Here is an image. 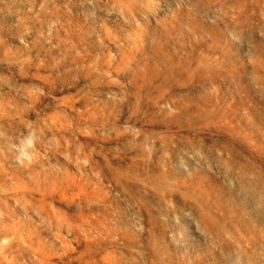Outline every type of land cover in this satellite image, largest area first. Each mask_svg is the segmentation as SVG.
<instances>
[{"label": "bare ground", "instance_id": "obj_1", "mask_svg": "<svg viewBox=\"0 0 264 264\" xmlns=\"http://www.w3.org/2000/svg\"><path fill=\"white\" fill-rule=\"evenodd\" d=\"M22 1H24V0H22ZM62 1H64V0H62ZM67 1L65 0L64 1L65 3L64 2L63 3L61 2V3L67 4L68 3ZM108 1L110 2L111 0H71V1H69V2H73L74 4H75V2L78 3L77 4L78 8L76 7L77 8L76 10L78 11V9H79L80 12L78 11L79 12L78 14H80V15L77 14V11L73 10V8H72V5H74L73 3H70L72 5H70L68 3V6L70 5V7L67 6V9L72 8V9H70V12H71V10H73L74 11L73 13L77 14L76 18H75V22H85L87 20L88 25L89 24L90 25L95 24V27H96V24L100 25V28H99L100 31H99L98 36L92 35V33L90 32V27L84 28L83 30H80L79 34L77 36L75 34V46H74L75 48L72 46V44H70L71 42L68 39H66V37H65V39H66L65 41L68 40V42H70L69 44H70V46H72L73 50L76 49L79 52V55L82 56V58L83 57L87 58L89 55H91L92 51H98V55L96 53V55H97L96 60L98 59V61L95 60L96 64L93 65L96 68L95 72H98V74H96V76L98 77V75H100V77H102V78H100V77H98V78H100V79L107 78L108 81H111V79L118 77L119 74H121L122 77L128 78L129 80L132 78V82H130V83H133L132 90H134L135 93H137L139 95L142 91H145V92L147 91V93H148V91L149 92L153 91L156 88L157 82L160 81L159 78L161 76L166 75V76H169L171 78L172 83L170 84V86H168V88H165L164 86H162V89L165 88V90L167 91V94H169L170 96L178 95L179 93H181L182 90H187L190 87L191 83L193 86V84L196 83L194 81H197L199 79L201 80L204 78H206V79L211 78V80H214L215 78H217V72L220 69V67L222 66L221 65L222 63L228 64V65H233V67L235 65L237 67L236 76H237L238 80L236 82V80L234 79V81L236 82V83L234 82V85L232 84L233 82L232 83L229 82L230 85L232 84L233 86H230V87L224 86L225 88L220 87L219 84H224V82L222 83V80L224 79L225 75H227V73H228V72L227 73L225 72L226 74H224L223 79L222 78L219 79L221 83H219L217 85L216 81H215L216 87L214 88V91L210 90L211 93L213 92L212 94L208 93L209 91L207 92V90L205 89L206 92L208 94H210V96L207 97L205 94H203V93H205L204 90L203 91L200 90L201 92H203V93H201L198 89V91H195L192 93V97H191L194 102H198V104L201 105L202 107L203 106L206 107V110L204 108L199 109L198 116L204 115V116H207L208 119L214 118V119H218V120L220 118H222V119H224V124L226 123V125H227V129L225 128V126L223 127V125L221 127H219L216 124L208 125L207 122H206L207 124H205V125H203L204 123L203 124L198 123L199 121L197 123H195L197 120L195 122L194 121L193 122L187 121V125H188L187 130L193 135L192 141L191 140L189 141V139H187L186 142H184V141L182 142V140H184V139H181V142L177 141L175 143V140H174L175 136H174V138H172L174 140V142H173V140L167 141L166 143L161 142V141H160V143H157L156 141H154V139L155 140H158V139L163 140L164 138L160 139L162 137V135L159 138L156 136L158 139L154 138L153 140H150L149 142L145 139H144L145 142H143L144 141L143 137L141 140L137 139L136 140L137 143H139L140 145H144V147L147 146V148L145 147V151H147V149L149 148L150 152L149 151H148V153L144 152L145 154H147L146 156L142 155L143 152H138L139 154L141 153L140 156L137 154V152L136 153L131 152V150L135 147L134 146L135 144L133 143L134 144L133 145L131 143L133 141V139H132V141L130 139H127L128 141H131L130 143L132 144V147L134 146L132 149L129 150L130 153L123 155V156L120 154L121 157H119V156L117 157L116 154H114L116 157L115 156L112 157L113 156L112 155L110 160L105 158L104 155H103V157L105 159L101 156V154L98 155L99 157L101 156V158L104 159L103 160L104 164H103V167L102 166H99V167L96 166V168H98L97 172H95L97 169L94 167L97 162L95 161L96 162L95 163L94 160L93 161L91 160L92 159L91 153L93 152V154H94V151H92L91 153L90 152L88 153V151L86 152V156L88 153L87 159H86V156L81 157V155H80L84 151L80 154H78L79 151L77 152V154L81 158L86 159L85 161H88V157L90 154L89 159L91 158L90 159L91 162H93L95 164L93 166L90 164L91 167L89 165V167H90L89 169L85 168L84 165H83L84 166L83 168H85V171L88 170V172L94 170L95 173L92 172V176L95 174L97 176V178L101 177L100 180L102 179L101 180L102 184L101 183L100 184L103 186V187L101 186L102 187L101 192L105 195H110V194L113 195V197L115 199V202L113 204L116 203L115 205H116V210H117V212H115V213L119 214L118 215L119 218H117L118 224H119V225L117 224L118 225V227H117L118 231H114V232L111 231L110 232V230L108 229L110 233L108 232L109 234L107 236L106 242L103 244L98 243L99 245L95 248V250H94L95 252H93V253L90 252L88 255L91 258V257H93V255H96L97 252L99 251L102 255H104V257H101L102 259L100 261L102 264H264V137H263V134L261 135L259 133L260 129L264 131V0H211V1L210 0H175L176 2L178 1V3L175 5H172V4L170 5L169 0H112L110 3L112 4V2L113 3L115 2L114 3L115 8H116V4H117L118 9L117 8L116 9H117V11L119 10L120 13L116 12V9H114L113 4L112 5L110 4V5L113 8L114 13L111 12L112 10L109 12L108 11L109 3H107ZM30 2H32V1H30ZM54 2H55V5L57 6L58 1L54 0ZM172 2H173V0H172ZM2 3H3V1H2ZM51 3H53V0ZM45 4H46V2H45ZM173 4H174V2H173ZM110 5H109V7H110ZM3 6H4V4H3ZM20 6H22V5L20 4ZM40 6L42 8L43 5L41 4ZM4 8H6V7L4 6ZM24 8H23V10H24ZM64 8H65V5H64ZM67 9H65V10L67 11ZM36 10L35 11L38 12V9H36ZM48 10H50V9L48 8ZM66 11H65V13H66ZM0 13H2V11ZM40 13H42V12H40ZM51 14H49V15H51ZM122 14L128 18V22L124 21L126 19L124 17H122L123 16ZM33 15H34V13H33ZM67 18H69V16ZM48 19L50 20V16ZM57 20H58V17H57ZM31 24H32V22H31ZM22 26H20V27H22ZM55 26H56V24H55ZM61 26H62V24H61ZM63 26H64V24H63ZM44 27H45V25H44ZM122 27L127 30L126 32L129 33V35L122 31V29H121ZM53 28H54V25H53ZM78 28H79V26H78ZM17 30H19V29H17ZM35 30H38V29H35ZM55 30H58V29H55ZM76 30H77V28H76ZM21 31H22V29H21ZM52 32H54V31L52 30ZM62 32H63V29H62ZM65 32H67V31L65 30ZM22 33H24V32H22ZM70 33H71V31H70ZM57 34L59 35V33H57ZM67 34L68 33H66V35ZM60 36H62V35H60ZM49 37H51V36H49ZM57 38H59V37H57ZM67 38H68V36H67ZM52 39H53V37H52ZM63 39H62V41H63ZM46 42H47L46 44H48V41H46ZM57 42H58V40H57ZM59 43L61 44V41H59ZM49 44H51V42ZM60 44H59V46H60ZM62 45L64 47V42L62 43ZM33 48H32V50H33ZM43 48H44V46H43ZM60 48H61V46H60ZM66 48H64V51ZM69 49L71 50V48H69ZM69 49H68V51H70ZM35 51H36V49H35ZM61 52H63L62 49H61ZM65 53H66V51H65ZM21 55H22V52H21ZM63 55H64V53H63ZM77 55H78V53H77ZM88 58H90V56ZM77 60H79V59L77 58ZM60 61L62 62V60H60ZM92 61H93V57H92ZM157 61L164 63V64H168V66L163 67V70H159V69H157L158 68L157 67L158 66ZM76 63L78 64V61ZM82 63H83V61H82ZM93 63H95V62L93 61ZM24 64H26V63H24ZM56 64L53 65V68H55V70H56V67H54V66ZM155 64H157V65H155ZM72 65H73V63H72ZM81 66L83 67V65H81ZM91 66H92V64H91ZM224 66H223V69L228 68V67L224 68ZM35 67L37 68V66H35ZM78 67H80V66H78ZM143 67L146 68L148 75L146 73V75H147V76L145 75L146 78L140 79L139 77H141V75L143 76V74H144V71L142 72L143 69H141ZM229 70H230V68H229ZM24 71H26V70H24ZM140 71L142 72L141 75H140V73H141ZM55 72L57 73V71H55ZM67 72H70V71L68 70ZM223 72L221 71V73H223ZM25 73H27V72H25ZM53 75L55 76L54 73H53ZM218 75H219V73H218ZM50 77H51V75H50ZM228 77H226V78H228ZM162 78H164V77H162ZM41 79H42L43 83L40 82ZM41 79H39L40 81L37 80L36 82L39 81L42 84L39 83L40 85L37 86L38 88H35V87L34 88L38 89L40 91V93H43L46 91V89L52 83L50 81L47 82L46 81L47 79L46 80L45 79L43 80V78H41ZM206 79H205V81H206ZM35 80H36V78H35ZM112 81H114V80H112ZM115 81H117V80L115 79ZM126 81L127 80L125 79V82ZM231 81H233V80L231 79ZM57 82H58V80H57ZM210 82H212V81H210ZM210 82H208V81L206 82L208 84V86H209ZM226 82H227V79H226ZM160 85H162V84H160ZM194 87L197 88L198 85L194 86ZM201 87H202V85H201ZM204 87H206V86L204 85ZM211 87H209V88H211ZM157 88L159 89V87H157ZM122 89H123V87L121 88V92H122ZM192 89H193V87H192ZM202 89H204V88H202ZM115 90L118 91V89H115ZM165 90H164V92H165ZM35 91L36 92L34 94L37 93V90H35ZM111 91L112 92H110V96L114 93L113 90H111ZM119 91H120V89H119ZM164 92H163V94H164ZM130 93L134 94V92H130ZM156 93L158 94V92H156ZM34 94L30 95L29 93H27L28 96H24V99H25V97L27 98V100L29 99V103H28L29 107H30V105L32 107V105L36 104V102H35L36 97L34 96ZM49 94H50V92H49ZM119 94H120V92H119ZM121 94H123V92ZM150 94H146V95L149 96ZM184 94H182L180 96H183ZM21 95H23V94H21ZM24 95H25V92H24ZM116 95H118V92H116V94L114 95L115 98H118L119 96H116ZM144 95H145V93H144ZM148 96H146L144 98L147 99ZM151 96H153V95H151ZM151 96H150V98L152 99ZM154 96H155V94H154ZM20 97H22V96H20ZM111 97H113V96H111ZM136 97H134V98H136ZM168 97L169 96H167V98ZM155 98H154V101H157L158 98H156V100H155ZM160 98L161 97H159V99ZM122 99H123V97H122ZM137 99H138V97H137ZM137 99H135V100H137ZM146 99H144V100H146ZM188 99H189V97H188ZM226 99H228L230 102L231 101L233 102V104L231 103L232 109H233V107L235 109L239 107V108L243 109V111H245L246 114L242 115V116L236 115V111H238L237 109H236V111L233 110L234 112H229L228 111L229 109H228L227 112H224L221 115L219 114L220 116L218 115L219 111H216L218 113L215 114L214 110L217 108V104L219 103V101L225 102V101H227ZM69 100H70V98H68V101ZM166 100H169V99H166ZM171 100H173V99L171 98ZM171 100H169V101H171ZM107 101L108 102L111 101V103H113V100H106V102ZM117 101H119V100H117ZM1 102L3 103V101H1ZM21 102L23 103V101H21ZM125 102H126V100H125ZM17 103H18V101H17ZM61 103H62L61 106H63L64 109H66L69 106V103H68L67 107L63 105L64 104L63 101ZM97 103L99 104L100 102H97ZM97 103H95V104H97ZM181 103L182 102H179V104H181ZM188 103H190V102H188ZM25 104H27V103L25 102ZM136 104H138V103H136V101H135L134 105H136ZM153 104H155V103H153ZM59 105H58V107H59ZM166 105H169V104L166 103ZM173 105H174V103H173ZM183 105H185V104H183ZM88 106H86L87 110H88ZM169 106H171V105H169ZM169 106H165L164 108L167 107L166 109L169 111V108H171ZM70 107L72 110L75 108L73 105ZM72 107H74V108H72ZM186 107H188V106H186ZM84 108H85V106H84ZM135 108H136V106L132 109H135ZM16 109H13V110H16ZM22 109H23V111L25 110L24 105H22ZM177 109H179V108L175 107L174 110H177ZM185 109H187V108H185ZM72 110L70 111V109H68L67 112L69 111L71 113ZM139 110H140V107H139ZM159 110H161V109H159ZM61 111H62V108H61ZM187 111H188V109H187ZM76 112H77V110H76ZM84 112H85V110H84ZM84 112H83V114H84ZM133 112H134V110H133ZM135 112H136V110H135ZM185 112H186V110H185ZM88 113L86 111V114H88ZM159 113H160L159 114L160 116L163 115V114H161L160 111H159ZM176 113L177 112L175 111L174 114H176ZM74 114H75V112H74ZM86 114H85V116H86ZM103 114H104V112H103ZM169 114H171V113H169ZM0 115L2 116V114H0ZM92 115H93V113H92ZM181 115H182V113H181ZM181 115L179 114L180 117H181ZM187 115H189V114H187ZM192 115L194 116V113ZM73 116H75V115H73ZM81 116H80V118H78V117H76V118L81 119V121H82L83 119L81 118ZM112 116L113 115L111 114V117ZM115 116H116V114H115ZM176 116H177V114H176ZM183 116L180 118V120H178V121H180L179 123L184 122L181 120L184 118ZM102 117H103V115H102ZM108 117H109V115H108ZM162 117H164V116H162ZM52 118H54V117H52ZM168 118H172V115H171V117H169V115H168ZM200 118L199 119L197 118V119L200 120ZM22 119L19 120L18 122H19V125L21 124L23 126L24 122L26 123V121L24 119H23L24 120L23 121ZM57 119L59 121V117ZM60 119H61V117H60ZM71 119L73 120V118H71ZM74 119H75V117H74ZM91 119H93V117ZM41 120H43V122L45 123L44 119H41ZM67 120H68V118H67ZM67 120H65V123H67L66 122ZM88 120L89 119H87V121ZM163 120H165V117ZM171 120H173V119H171ZM171 120H169V121H171ZM176 120H177V118L175 119V121ZM183 120L186 121L185 118ZM193 120H194V117H193ZM21 121H23V122H21ZM46 121H48V120H46ZM51 121L54 122V120H52V119H51ZM99 121H100V118H99ZM101 121H102V119H101ZM178 121L175 123L177 124ZM92 122L94 123V120ZM188 122H189V124H188ZM216 122L218 124L217 120H216ZM74 123H75V121H74ZM82 123H84V122L82 121ZM111 123L113 124V122H111ZM155 123H156V120H155ZM162 123H163V121H162ZM175 123L172 122V124H175ZM2 124L4 126L5 123L3 122ZM26 124L24 125V126H26L25 128L23 126L24 130L26 128L30 127V126H27ZM49 124H51V123L49 122ZM57 124L55 125V122H54L55 127L57 126ZM60 124H62V123L60 122ZM70 124H71V122H70ZM89 124L90 123L88 122V125ZM97 124H98L97 122H96V124H94L96 126V128L101 125V123L98 126H97ZM105 124L107 126V123H105ZM125 124H127V123H125ZM184 124H185V122H184ZM28 125H30V124H28ZM40 125H42L41 122H40ZM150 125H151V123H150ZM167 125H169V124H167ZM3 126L0 124V132H1V135L2 134L6 135V130H5L6 128H4ZM18 126H15V127H18ZM50 126L53 127L52 124ZM83 126L87 127L86 125H83ZM108 126H109V124H108ZM179 126H177V128H179ZM181 126H182V124H181ZM181 126H180V128H181ZM42 127L40 126V128L38 127L37 129H40L42 133L45 131H48V130H44V131L42 130L45 127L47 129V126H45L43 128ZM114 127H116V126H114ZM123 127L125 128V126H123ZM123 127L120 126V129L121 128L123 129ZM145 127H147V126H145ZM162 127H165V125L164 126L162 125ZM175 127H176V125H175ZM31 128H28V129H31ZM130 128L132 130L131 126H130ZM184 128H185V126H184ZM224 128L226 130H224ZM28 129H26V130H28ZM92 129L93 128H91L90 130L94 134V130L92 131ZM107 129L108 128H106V130L102 129V131L105 132V131H107ZM110 129H112V128H110ZM152 129H153V126H152ZM7 130L12 131V128H8ZM40 130H38V131H40ZM77 130H79V128ZM77 130L76 131L74 130V132L76 133ZM83 130L86 131V129H84V128H83ZM123 130L128 131L125 129H123ZM138 130L139 129L136 128V132ZM168 130H171V128H168ZM182 130H183V128H182ZM9 131L7 133H9ZM15 131L16 130H14L13 132H15ZM29 131L32 132L31 134H33L31 136L35 135L33 130L32 131L29 130ZM79 131L81 132L82 129H80ZM84 131L82 132V135L79 134L78 132L76 134L83 136V133H85ZM109 131L112 132V130H109ZM113 131L117 132L118 130L117 131L113 130ZM133 131H135V130H133ZM13 132H11V133H13ZM27 132L28 131H26V133ZM41 132H40V134H41ZM74 132H71V137H72V133H74ZM95 132H98V131H95ZM108 132H106V133H108ZM136 132H134L135 135H136ZM138 132H140V130ZM138 132H137V134H138ZM144 132L142 131L141 136H143ZM149 132H151V131H149ZM17 133H19V132H17ZM75 133H74V135H75ZM106 133H104V136ZM130 133H131V131H130ZM134 133L132 132V136ZM27 134H29V133H27ZM43 134H45V133H43ZM69 134L70 133H68V135ZM86 134H87V131H86ZM101 134H102V132H101ZM168 134H171V133H168ZM41 135L39 137H41ZM94 135H96V134H94ZM108 135H109V133H108ZM150 135H152V134H150ZM183 135H185V134H183ZM81 136H79V137L81 138ZM97 136H98V134H97ZM101 136H103V134ZM124 136H123V138H124ZM185 136H187V135H185ZM5 137L2 138V140L3 141L7 140V142H9L8 138L5 139ZM47 137H46V139H47ZM85 137H88V136H85ZM89 137H90L89 139H91L90 135H89ZM133 137H131V138H133ZM136 137H134V139ZM169 137H172V136L169 135ZM41 138H43V137H41ZM44 138H45V136H44ZM57 138H58V136H57ZM107 138L109 140H111L110 139L111 137H107ZM107 138H105V139L107 140ZM166 138H167V136H166ZM176 138H178V137H176ZM180 138H178V139H180ZM66 139H64V140H66ZM82 139L83 138H81V140ZM168 139H171V138H168ZM53 140H50V141H53ZM95 140L96 139H94V141ZM109 140H108V142H109ZM113 140H114V138H113ZM164 140L166 141V139H164ZM11 141L12 140H10V142ZM66 141H68V140H66ZM98 141H99V138H98ZM7 142H6V144H7ZM10 142L8 144H10ZM53 142L55 143V145L58 144V146L59 145L61 146L60 143H57V139ZM70 142L71 141H69V144H70ZM78 142H80V140ZM102 142H104V141H102ZM111 142H112V140H111ZM127 144H129V142ZM161 144H162V146H163V144H165L164 147L171 146L172 150H173V148H175L176 150L179 149V151L177 150V152H173V151L171 152V151L164 150V152H163L162 149L161 150L158 149L159 146L161 147ZM3 145H4V143H3ZM3 145H1V146L3 147ZM72 145H74L73 141H72ZM75 145L77 147V144H75ZM78 145H80V143ZM88 146H90V145H88ZM92 146H91V148H92ZM6 147L7 146L5 145V148ZM78 147H79V149H81L80 146H78ZM114 147H116V145L113 146V149L116 150L117 148H114ZM139 147H141V146H139ZM164 147H163V149H164ZM57 148H60V147H57ZM91 148L87 147V149H90V151H91ZM94 148H95V146H94ZM94 148H93V150H94ZM199 148H200V150H199ZM221 148H223L224 150L222 151ZM6 149H8V148H6ZM96 149L97 148H95V150ZM102 149H103V147H102ZM124 149H125V147H124ZM140 149H138V150H140ZM157 149L160 151L158 152ZM167 149L169 150V148H167ZM175 149H174V151H175ZM219 149H221L222 152L219 151ZM225 149H227V151ZM234 149H237L238 151L233 152L232 150H234ZM228 150H230V151H228ZM20 151L19 152L17 151L19 153V155H22L24 153H26V154L28 153V152H24V151H23L24 153H22V150H20ZM57 151H59V150L57 149ZM81 151L82 150H80V152ZM109 151L112 152V150H109ZM119 151H120V149H119ZM224 151H226V152H224ZM17 152H16V155H17ZM32 152L36 153L35 150H33ZM126 152H128V151H126ZM178 152H181V153H178ZM33 153H29V154H32V155H30V158H32L33 156L37 158V156L33 155ZM38 153H36V155H38ZM68 153H64V156ZM97 153H100V152H97ZM107 153H108V151H107ZM114 153H116V151ZM26 154H24V155H26ZM70 154H72V151ZM70 154L68 155V157L69 156L70 157L76 156L75 155L76 153L74 154L75 156L70 155ZM84 154H85V152H84ZM117 154H118V152H117ZM27 155L22 156V157H24L23 159H25V160L27 159V162H28V158H26ZM77 156L75 157L74 160L72 158L68 161L69 162L71 161L72 163H73V161L76 162V158H78ZM98 156H97V158H98ZM105 156H108V155H105ZM18 157L20 158V156H18ZM19 158L18 159H17V157L15 158L17 160L16 163L17 162L19 163ZM40 158L42 160L43 157H40ZM23 159L22 160L20 159V161L22 162ZM38 159H39V157H38ZM95 159H96V157H95ZM25 160H24V162H26ZM80 160H78V161H80ZM36 161L39 162V164H40V161H38V160H36ZM68 161H66L67 164H68ZM85 161H80V162H83V164H84ZM24 162L21 164L24 165ZM46 162H47V160H46ZM55 162L57 163L58 160H56ZM42 163L43 162H41V164ZM59 163H58V166L62 164L61 162H59ZM72 163H71V165H72ZM89 163H86V164L88 165ZM44 164H42V166ZM37 165H38V163H37ZM68 165L70 166V164H68ZM97 165H98V163H97ZM0 166H2V165H0ZM15 166H16V164H15ZM19 166H21V165H19ZM19 166H18V168H21ZM35 166H36V162H35ZM3 167H4V165H3ZM9 167H10V165H9ZM36 167H39V166H36ZM45 167H44V169H46ZM51 167L52 166H50V169L53 170V168H51ZM62 167H63V164H62L61 168ZM92 167L95 169H91ZM64 168H65V166H64ZM76 168H77V166H76ZM1 169H3V168H1ZM23 169H25V167ZM35 169H34L35 173H33V174H36V171H38V169L37 170H35ZM79 169H80V167H79ZM7 170L8 169L6 168V171ZM66 170L64 171V169H63L64 172H62V169H61V171L60 170L59 171L62 173H60V172H57V173H60L61 175L63 174L64 178L67 181V179H68L67 175L65 176ZM80 170H83V169H80ZM79 172L80 171H78V174H79ZM84 172H83V174H84ZM11 173H12V171H11ZM23 173H24V170H23ZM13 174H15V173L13 172ZM38 174H40V172ZM54 174H55V172H54ZM76 174H77V172H76ZM89 174H91V173H88L87 175H89ZM97 174H99V175H97ZM33 176H35V175H33ZM52 176H56V174L52 175ZM58 176H60V175H58ZM89 176H91V175H89ZM96 176H93V178H95ZM22 177H23V175H22ZM73 177H75V176H72V178ZM79 177H80V174L78 176V179H79ZM20 178L21 177H19V179ZM59 178H56V179L61 180V181L64 180V178L63 179L62 178L59 179ZM97 178H95V180ZM25 179H26V176H25ZM31 179H33V178H31ZM40 179L41 178L38 177V180H40ZM85 179L87 181L88 178H84V182H85ZM80 180L81 179H79V181ZM95 180H93V181H95ZM50 182H52V181H50ZM68 182H69V179L67 182H64V183H68ZM95 183L97 184L98 181ZM19 184H18V186H19ZM52 184L50 183L51 187H52ZM70 184L71 183L69 182V185ZM77 184H78V182H77ZM89 184H91V183L89 182ZM61 185H64V184L62 183ZM104 185L107 186V189H109V190H106L105 189L106 187L104 188ZM24 186L26 188L30 187V186L27 187V184ZM40 186H42V184ZM72 186H74V184ZM15 187H17V186L15 185ZM55 187L57 189L56 185H55ZM58 187L60 189V186H58ZM80 187H81V185H80ZM62 188H64V186ZM71 188H73V187H71ZM76 188H79V187H76ZM30 189L31 188H29L28 190H30ZM53 189L54 188H52V192H55V193L57 192L56 194H58L56 198H58V196L62 197L61 195H59L61 190L53 191ZM66 189L64 188V190L63 189L62 190L66 192ZM76 190H77L76 192L78 193L79 190L78 189H76ZM33 191H34V189L30 190V192H33ZM41 191H43V193H41V195L39 194L40 199L42 197L45 198L43 196L45 191L44 190H41ZM47 191L49 192L50 190L47 189ZM97 191H99V188ZM15 192H17V191L15 190ZM19 192L16 193L15 196H17V194H19ZM25 192L29 193L28 191H25ZM52 192H50L51 195L54 194ZM68 192H69L68 195L70 197L68 195L65 196L64 192H63V195L65 196V197L63 196V199L64 198H66V199L68 198L67 200H69V198L72 199L73 196L71 197L70 190ZM74 192L75 191H73L72 193H74ZM24 193H22V194H24ZM47 193H45V194L48 197L50 193H48V195H47ZM86 193L87 192H85V196H86ZM79 194H81V193L79 192L77 195L76 194L75 195L78 196ZM91 194H93V193H91ZM29 195L30 194H28L26 196H28V198H29L30 197ZM34 195H35V193H34ZM95 196H97V195H95ZM60 197L58 199H61ZM104 197L106 199V196H104ZM21 198L19 197L18 199H13V203H15L14 200H17V202H19L18 201L19 199H20V202H22L23 199H21ZM107 198H109V197H107ZM25 199L26 198H24V200ZM49 199H51L50 196H49L47 202H49ZM66 199H65V201H66ZM73 199L76 200L79 198L73 197ZM32 200H34V198ZM35 200H36V198H35ZM41 200H40V204L42 206L40 204H38V205L40 207H42V210H43V208L45 209V207H44L45 205L41 203ZM54 200L56 201V199H54ZM88 200H89V197H88ZM154 200L163 201V204L166 203L169 205L167 207L170 208L169 211H172L171 214L173 217V218H171L172 222H173V225H171V228H169V226H167L169 224L163 223L164 220H166L167 217H169V215L167 216V214H166V212H168L166 209L167 207L165 208L166 205L165 206L164 205L159 206L161 208L164 207L166 217L162 212L161 213L159 212L160 210L158 212H156L157 211L155 209L156 206L153 207V211L151 210L152 209L151 206H153L152 202ZM65 201H62V202L64 203ZM80 201H83V199ZM98 201H101V200H97V202ZM110 201H112V200H110ZM52 202H54V201L52 200L51 203ZM76 202L78 205V200L75 201V204H74V202H73V204H70V202H69V205H74V208L77 207V208H75V211L77 212V210H78V213H79L80 211H79L78 207H82V206H77ZM102 202L103 201H101V203ZM49 203L46 205L48 206ZM65 203L63 205H65ZM83 203L84 202H82L81 204H83ZM98 203H100V202H98ZM98 203L95 202L94 207ZM106 203L110 204V202H106ZM25 204L27 205V203H25ZM88 204H86V205H88ZM92 204L93 203H91V205ZM123 204H125V207L126 206L128 207L127 210H130L131 211L130 213H134V214L136 213L140 217V218H138V221H134L135 227L137 228L134 231L131 230L132 225L128 221H126V219L124 218L125 213H123L124 209H122ZM11 205H12V203H11ZM14 205H13V207H14ZM28 205L30 206V208H32V210H34V207H36L34 205H37V204L35 203V201H33V202H30ZM115 205H114V208H115ZM155 205H157V204H155ZM158 205H160V204L158 203ZM9 206H10V204H9ZM39 206H37L36 208L38 209ZM68 206H66V207H68ZM103 206H104V203H103ZM21 207H20V209L24 210V208L26 206L23 205V208H21ZM48 207H50L49 209L51 211L50 210L47 211L46 209H48V208H46L45 211H43V216H42V214H40V213H42V211L41 212L39 211L41 208H39L37 211H34L36 213L39 211L40 217L37 216L38 213L35 216V213L32 211L34 213L33 216H35V218L36 217L40 218L38 222H40V220L42 219L41 217H43V219H44L45 218V216H44L45 212H49V211L54 212V214L50 213V212L49 213H50V215L53 216V217L51 216L52 218H55L54 215L57 214L55 212V211H57V208H53L54 205L51 206V204ZM83 207H85V205ZM107 207H109V205ZM27 208H29V207H27ZM109 208H111V207H109ZM6 209H8V208H6ZM87 209H86V211H87ZM96 209H99V208L97 207ZM101 209H102V207H101ZM103 209L105 210V213H106L107 209H105V207ZM52 210H54V211H52ZM116 210H114V211H116ZM6 211H9V210H6ZM6 211H5V213L7 215ZM89 211H87V213ZM76 212H75V214H76ZM99 212H101V210H99ZM99 212H97V213H99ZM124 212H125V210H124ZM153 212H156L157 214L160 213L161 216L163 214L164 218H166V219L162 218L163 219V222H162L160 219L161 218L160 215L158 214L159 215L158 216L159 218H158L157 214L155 213L156 214L155 215ZM19 213H22V215H24V217L22 219L25 218V220H26V217L29 216V215H27L28 212H27V214H25L24 211L21 212V210H20ZM33 213H31V215ZM59 213H62V212H59ZM102 213H103V211H102ZM115 213L113 212V214H115ZM130 213H128V214L130 215ZM89 214H90V212H89ZM101 214L99 216H97V214H96L95 217L97 216L96 217L97 219H98V217L100 218V216L103 218V216ZM113 214L111 213L108 216L112 215V217H113ZM50 215L47 213L46 214L47 218ZM92 215L93 214L91 212V217H92ZM11 216L13 218H15L14 213ZM29 217H27V220L29 219ZM73 217H75V216L73 215ZM80 217L82 218V215ZM87 217H88V219H90V221H88L87 219L84 218L86 220V223L85 222L81 223L82 222L81 218H80V220L79 219L78 220L81 221L80 223L82 226H84L85 224H88L87 226H89L90 229L92 230L91 219H93V222H94L96 220V218L94 220V218L93 217L91 218L90 215ZM104 217H105V215H104ZM114 217H115V215H114ZM70 218H72V217H70ZM76 218H77V216H76ZM56 219H57V217H56ZM103 219L104 220H102V221L104 222V224H107V223H105L106 219L105 218H103ZM171 219H169V220H171ZM85 220H83V221H85ZM98 220L100 221V219H98ZM98 220H96L95 222L98 223L99 222ZM115 220H116V218H115ZM115 220H114V223L117 222V221L115 222ZM136 220H137V218H136ZM30 221H31V219H30ZM44 221H47V220L44 219L43 222ZM76 221H77V219H76ZM109 221H111V219ZM95 222L93 223V225L95 224ZM103 222H102V224H103ZM169 222H171V221H169ZM48 223H49V221H48ZM59 223H57V225ZM63 223H65V222H63ZM76 223L77 222H75V224ZM100 223H101V221H100ZM100 223H98V224H100ZM108 223H110V222H108ZM114 223H113V225H114ZM26 224H27V222H26ZM41 224H43V223H41ZM98 224L95 225L94 230H95V228H97L99 226ZM104 224H103L102 228L104 227ZM110 224H112V223H110ZM59 226H60V224L57 226L58 228L54 227V229H56L54 231H58L59 228L62 230L63 226L62 227H59ZM78 226H79V223H78ZM78 226L76 225L77 228H75V230L74 229L73 230L79 231L80 227L82 228V226H80L79 229H78ZM100 226L98 228H101ZM114 226H116V225H114ZM114 226L112 228L113 230H114ZM83 228H85V227H83ZM83 228H82V230H83ZM88 228H86V229L88 230ZM90 229H89V231H91ZM106 229L107 228H105V230ZM61 230H59V232H57V234L60 233ZM82 230H80V231H82ZM65 231L67 232V235H68L69 230L67 231L65 229ZM71 231L72 230L70 229V233H71ZM80 231H79V233H80ZM86 231H85V233H86ZM97 231L102 232V230H100V229ZM70 233H69V236L71 235ZM81 233H83V231ZM92 233H94V232H92ZM92 233H90V234H92ZM53 234L54 233L52 232V235ZM58 235H53V236L56 237ZM67 235H66V237H67ZM75 235L77 236L76 232H75ZM84 235H86V234H84ZM96 235H98V233ZM91 237H92V235H91ZM49 238H50V236H49ZM52 238L54 240V237H52ZM78 238H79V236L77 237V240H78ZM90 238H89V240H90ZM95 238L98 239L99 237L98 238L95 237ZM8 239L6 241H8ZM86 239H84V241ZM95 240L91 239L89 241V243H91V241H95ZM65 241H67V240H65ZM84 241H81L82 246L85 243ZM14 242H15V240H14ZM55 242H57V241H55ZM35 243H37V242H35ZM61 245L65 246V244H63V243H60V246ZM89 245L91 246V244H89ZM75 246H77L76 243H75ZM82 246H81V248H82ZM85 246H83V249L85 248ZM94 246H95V244H94ZM38 248H40V247H38ZM64 248L67 249V247H64ZM81 248L77 252L78 253L77 257L79 258V260H81L83 258L84 253H85V251ZM88 248H87V250H88ZM66 249H64V250L62 249V250L65 252ZM66 252H68V250H66ZM39 253H40V255L39 254H37V255L41 258V255L43 253L42 254H41V252H39ZM68 253L70 254V252H68ZM60 254H62V252ZM64 254H66V253H63L62 255H64ZM45 255L42 256L41 260L44 258ZM54 255H56V254H54ZM61 258H62V256H61ZM88 258L89 257H87L86 259H88ZM99 258H97V260ZM44 259L47 260L48 258L45 257ZM44 259L42 262L46 261ZM57 259H58V257H57ZM36 260L39 263L41 262V261H39L40 260L39 258L38 259L36 258ZM90 260H87V262L92 261V260L91 261ZM65 261H67V260H65ZM82 261H84V264H87L85 259ZM67 263H68V261H67ZM48 264H53V262H50ZM62 264H64V263H62ZM81 264H83V263L81 262ZM92 264H94V263H92Z\"/></svg>", "mask_w": 264, "mask_h": 264}, {"label": "rangeland", "instance_id": "obj_2", "mask_svg": "<svg viewBox=\"0 0 264 264\" xmlns=\"http://www.w3.org/2000/svg\"><path fill=\"white\" fill-rule=\"evenodd\" d=\"M2 1H3V3H2ZM30 1H32V2H30ZM56 1V0H55ZM58 2H57V6L55 5V2H54V0H53V3H51L52 2V0L50 1V0H24V1H20V0H1L0 1V12L2 11V13H0V114H2V116L0 115V124L3 126V122L5 123L4 124V128H6L5 130H6V135L5 134H2L1 135V132H0V165H2V166H0V264H48V263H50V262H53V264H62V263H64V264H81V262L84 264V261H82V260H86V262H87V260H90L91 262H87V264H92V263H94V264H102L100 261H101V257H104V255H102L99 251L97 252V254L96 255H93V257H91L90 258V256L88 255L90 252L91 253H93V252H95L94 250H95V248L99 245V244H103V243H105L106 242V240H107V236H108V234L112 231V232H114V231H118V220H117V218H119L118 217V213H115V212H117V210H116V203L115 204H113L114 202H115V199H114V197H113V195H105V194H103L101 191H102V182H101V180H100V178L101 177H99V178H97V176L94 174L93 176H96L95 178H97L96 180H95V178H93V176H92V172H94V170H92V171H89L88 172V170H86L85 171V168H90L91 167V165L93 166L96 162L98 163V165H97V163H96V165L94 166L95 168H96V166H102L103 167V164H104V162H103V160L105 159V158H107L108 160H110L111 159V156L112 157H114L115 155L114 154H116V156L118 157H121V155L123 156V155H126V154H128V153H130L129 152V150L130 149H132L134 146V148L131 150V152H134V153H136L137 152V154L140 156L141 155V153L139 154L138 152H143L142 153V155H144V156H146L147 154H145V153H148V151H149V148L147 149V151H145V147L147 148V146H145L144 147V145H140L139 143H137V139L138 140H141L142 139V137H143V140L145 139V140H147L148 142L150 141V140H153L154 138H156V139H158L159 137H161V135H162V137L160 138V139H162V138H164V139H166V141L164 140H155L154 139V141H156L157 143H160V141L161 142H167V141H172L173 139L172 138H174V136H175V138H174V140H175V143L178 141V142H181V139H184V140H182V142L184 141V142H186L187 141V139H189V141L191 140L192 141V138H193V135L187 130V128H188V125H187V121H190V122H195L196 120V122L195 123H197L198 121V123H200V124H203V125H205V124H207L208 123V125H213V124H216V125H218L219 127H221L222 125H223V127L225 126V128L227 129V125H226V123L224 124V119H222V118H220L219 120L218 119H208L207 118V116H204V115H199L198 116V113H199V109L201 108V109H205L206 110V107L205 106H201V105H199L198 104V102H194L193 101V99L191 98L192 97V93L193 92H195V91H198V89H199V91L200 90H204V92L205 93H203V92H201V93H203V94H205L207 97L208 96H210V94H208V93H211V91H214V88L216 87L215 85L217 84H219V83H221L220 82V78H222L223 79V77H224V74H226L227 72V75L229 76H227V75H225V77H224V79L222 80V83L224 82V84H219L220 85V87H222V88H225V87H230V86H233L234 85V79L236 80V82H237V76H236V73H237V67L234 65V67H233V65H228V64H225V63H222L221 65V67H220V69L218 70V72H217V78H215L214 80H211V78H204V79H199V80H197V81H194V82H196V83H194L193 84V86H192V83H191V85H190V87L187 89V90H182L181 91V93H179L178 95H174V96H170L169 94H167V91L165 90V88H168V86H170V84L172 83V80H171V78L169 77V76H161L159 79H160V81L159 82H157V84H156V88L153 90V91H148V93H147V91L145 92V91H142L139 95L137 94V93H135V91L134 90H132V86H133V83H130V82H132V78L129 80L128 78H126V77H122V75L121 74H119L118 75V77H115V78H113V79H111V81H108V79L107 78H104V79H100V78H102V77H100V75H98V77H100V78H98L97 76H96V74H98V72H95L96 71V68L93 66L94 64H96V61H98V59L96 60V56L98 55V51H92L91 52V55H89L90 56V58H85V57H83L82 58V56L81 55H79V52L75 49V50H73V48H72V46L74 47L75 46V34H76V36L79 34V31L80 30H83L84 28H88V27H90V32L92 33V35H94V36H98V34H99V31H100V25H98V24H96V27H95V24H93V25H88V21L86 20L85 22H75V18H76V15L80 12L79 11V9H78V11L76 10L78 7V3H76L75 2V4L73 3V2H69V1H71V0H66L69 4L70 3H73L74 5H72V4H70V5H72V8H73V10H75V11H77V14L76 13H73L74 11L73 10H71V12H70V9H72V8H68L67 9V6H68V3L67 4H62L64 1H62V0H57ZM112 1V0H111ZM110 1V2H111ZM211 1V0H210ZM37 2V3H36ZM45 2H46V4H45ZM62 2V3H61ZM109 1L107 2V3H109V5L111 4ZM173 2H174V4H173ZM173 2H172V0H169V4L171 5H175V4H177L178 3V1L176 2L175 0H173ZM32 3V4H31ZM34 3V4H33ZM65 3V2H64ZM115 3V2H114ZM114 3L112 2V4H113V7H114V9H116L117 8V4H116V8H115V5H114ZM3 4H4V6L7 8H4V6H3ZM20 4L22 5V6H20ZM43 5L42 6V8H41V6L40 5ZM53 6H52V5ZM111 4V5H112ZM9 5V6H8ZM63 5V6H62ZM64 5H65V8H64ZM70 5L68 6V7H70ZM109 5H108V8L110 9H108V11L110 12L111 10V12L112 13H114L113 12V8L111 7V5H110V7H109ZM28 8H27V7ZM55 6V7H54ZM59 6V7H58ZM25 7V8H24ZM53 7V8H52ZM58 7V8H57ZM77 7V8H76ZM18 8V9H17ZM23 8H24V10H23ZM32 8V9H31ZM47 8V9H46ZM48 8L50 9V10H48ZM61 8V9H60ZM112 8V9H111ZM36 9H38V12H36L37 10ZM44 9V10H43ZM63 9V10H62ZM65 9H67V11L65 10ZM118 9V8H117ZM117 9H116V12H118V13H120V11L118 10L117 11ZM6 10V11H5ZM12 10V11H11ZM34 10V11H33ZM36 10V11H35ZM47 10V11H46ZM57 10V11H56ZM8 11V12H7ZM53 11V12H52ZM59 11V12H58ZM65 11H66V13H65ZM115 11V10H114ZM15 12V13H14ZM29 12V13H28ZM40 12H42V13H40ZM56 12V13H55ZM63 12V13H62ZM4 13V14H3ZM13 13V14H12ZM24 13V14H23ZM33 13H34V15H33ZM52 13V14H51ZM23 14V15H22ZM31 14V15H30ZM49 14H51V15H49ZM68 14V15H67ZM71 14V15H70ZM73 14V15H72ZM17 15V16H16ZM54 15V16H53ZM65 15V16H64ZM78 15H80V14H78ZM119 15V14H118ZM123 15V14H122ZM10 16V17H9ZM34 16V17H33ZM49 16H50V20L48 19L49 18ZM69 16V18H67ZM33 17V18H32ZM57 17H58V20H57ZM63 17V18H62ZM122 17H124L126 20H124L125 22H128V18L125 16V15H123ZM44 18V19H43ZM65 18V19H64ZM67 18V19H66ZM74 18V19H73ZM123 18V19H124ZM4 19V20H3ZM18 19V20H17ZM61 21H60V20ZM6 20V21H5ZM11 20V21H10ZM46 20V21H45ZM52 20V21H51ZM18 21V22H17ZM37 21V22H36ZM48 21V22H47ZM61 23H60V22ZM5 22V23H4ZM31 22H32V24H31ZM46 22V23H45ZM51 24H50V23ZM57 22V23H56ZM31 25H30V24ZM42 23V24H41ZM45 23V24H44ZM71 23V24H70ZM80 23V24H79ZM16 24V25H15ZM47 24V25H46ZM55 24H56V26H55ZM60 24V25H59ZM61 24H62V26H61ZM63 24H64V26H63ZM76 24V25H75ZM23 25V26H22ZM44 25H45V27H44ZM53 25H54V28L55 29H58V30H55L54 28H53ZM59 25V26H58ZM98 25V26H97ZM20 26H22V27H20ZM48 26V27H47ZM61 26V27H60ZM66 26V27H65ZM78 26H79V28H78ZM25 27V28H24ZM28 27V28H27ZM41 27V28H40ZM58 27V28H57ZM60 27V28H59ZM22 29V31H21V29ZM53 28V29H52ZM76 28H77V30H76ZM81 28V29H80ZM17 29H19V30H17ZM35 29H38V30H35ZM51 29V30H50ZM62 29H63V32H62ZM122 29V31L123 32H125L126 34H128L129 35V33H127L126 31V29L125 28H121ZM125 29V30H124ZM35 30V31H34ZM52 30L54 31V32H52ZM60 30V31H59ZM65 30L67 31V32H65ZM76 30V31H75ZM93 32H92V31ZM49 31V32H48ZM70 31H71V33H70ZM22 32H24V33H22ZM62 34H61V33ZM28 33V34H27ZM57 33H59V35L57 34ZM66 33H68L67 35H66ZM73 33V34H72ZM94 33V34H93ZM22 34V35H21ZM49 34V35H48ZM97 34V35H96ZM41 35V36H40ZM60 35H62V36H60ZM73 35V36H72ZM49 36H51V37H49ZM67 36H68V38H67ZM44 37V38H43ZM52 37H53V39H52ZM55 37V38H54ZM57 37H59V38H57ZM65 37H66V39H68L70 42H68V40L67 41H65L66 39H65ZM74 37V38H73ZM39 38V39H38ZM61 38V39H60ZM64 38V39H63ZM70 38V39H69ZM55 39V40H54ZM62 39H63V41H62ZM52 40V41H51ZM55 42H54V41ZM57 40H58V42H57ZM46 41H48V44H46L47 42ZM59 41H61V44L59 43ZM73 41V42H72ZM51 42V44H49ZM64 42V47H63V45H62V43ZM66 42V43H65ZM72 44V46H70V44ZM59 44H60V46H61V48H60V46H59ZM52 45V46H51ZM55 47H54V46ZM69 45V46H68ZM31 46V47H30ZM43 46H44V48H43ZM49 46V47H48ZM58 46V47H57ZM34 47V48H33ZM67 47V48H66ZM32 48H33V50H32ZM40 48V49H39ZM55 48V49H54ZM60 48V49H59ZM64 48H66L65 49V51H66V53H65V51H64ZM69 48H71V50L69 49ZM75 48V47H74ZM35 49H36V51H35ZM59 49V50H58ZM61 49H62V51L63 52H61ZM68 49L70 50V51H68ZM48 50V51H47ZM27 51V52H26ZM52 51V52H51ZM57 51V52H56ZM21 52H22V55H21ZM63 53H64V55H63ZM77 53H78V55H77ZM96 53H97V55H96ZM47 55V56H46ZM58 55V56H57ZM63 55V56H62ZM44 58H42V57ZM57 56V57H56ZM69 58H68V57ZM72 57V58H71ZM75 57V58H74ZM92 57H93V61L95 62V63H93V61H92ZM49 58V59H48ZM57 58V59H56ZM77 58L80 60H77ZM20 59V60H19ZM41 59V60H40ZM68 59V60H67ZM87 59V60H86ZM36 60V61H35ZM40 60V61H39ZM49 60V61H48ZM60 60H62V62L60 61ZM74 60V61H73ZM78 61V64L76 63L77 61ZM85 60V61H84ZM96 60V61H95ZM15 61V62H14ZM18 61V62H17ZM26 61V62H25ZM35 61V62H34ZM39 61V62H38ZM61 63H60V62ZM82 61H83V63H82ZM33 62V63H32ZM57 64H56V63ZM80 62V63H79ZM21 63V64H20ZM24 63H26V64H24ZM45 63V64H44ZM63 63V64H62ZM72 63H73V65H72ZM38 64V65H37ZM54 64H56L54 67H56V70H55V68H53V65ZM91 64H92V66H91ZM157 64H158V68L157 69H159V70H163V67H166V66H168V64H164V63H161V62H159V61H157ZM157 64H155V65H157ZM225 66H224V65ZM14 65V66H13ZM59 65V66H58ZM61 65V66H60ZM78 65V66H80V67H76V66ZM81 65H83V67L81 66ZM160 65V66H159ZM164 65V66H163ZM228 65V66H227ZM18 66V67H17ZM35 66H37V68L35 67ZM39 66V67H38ZM223 66H224V68L225 67H228V68H225V69H223ZM60 67V68H59ZM62 67V68H61ZM232 67V68H231ZM37 70H36V69ZM47 68V69H46ZM64 68V69H63ZM229 68H230V70H229ZM40 69V70H39ZM54 71H53V70ZM141 69H143L142 70V72L144 71V74H143V76L141 75L142 74V72L140 73V75H141V77H139L140 79H144V78H146L145 77V75H146V73H147V75H148V72L146 71V68L145 67H143V68H141ZM24 70H26V71H24ZM70 71V72H67V71ZM226 70V71H225ZM229 70V71H228ZM55 71H57V73L59 74H57ZM221 71L223 72V73H221ZM23 72V73H22ZM25 72H27V73H25ZM49 72V73H48ZM226 72V73H225ZM234 72V73H233ZM52 73V74H51ZM53 73L55 74V76L53 75ZM74 73V74H73ZM218 73H219V75H218ZM221 74V75H220ZM49 75V76H48ZM50 75H51V77H50ZM146 75V76H147ZM232 75V76H231ZM40 78H39V77ZM120 76V77H119ZM139 76V75H138ZM38 77V78H37ZM48 77V78H47ZM123 79H122V78ZM162 77H164V78H162ZM226 77H228V78H226ZM232 77V78H231ZM236 77V78H235ZM35 78H36V80H35ZM41 78H43V80L45 79H47L46 81L47 82H51L52 84L46 89V91L45 92H43V93H40V91L38 90V89H35V88H38L37 86L38 85H40V84H42L43 83V81H42V79ZM50 78V79H49ZM55 78V79H54ZM60 78V79H59ZM121 78V79H120ZM39 79H41V81L39 80ZM52 79V80H51ZM99 79V80H98ZM115 79L117 80V81H115ZM125 79L127 80L126 82L128 83H126L125 82ZM163 81H162V80ZM205 79H206V81H205ZM226 79H227V82H226ZM231 79L233 80V81H231ZM37 80H39L40 82H42V83H40L39 81L38 82H36ZM57 80H58V82H57ZM112 80H114V81H112ZM204 80V81H203ZM63 81V82H62ZM121 81V82H120ZM199 81V82H198ZM210 82V81H212V82H210L209 83V86H208V84L206 83V82ZM215 81H216V84H215ZM219 81V82H218ZM198 82V83H197ZM214 82V83H213ZM232 83L231 85H230V83ZM235 82V83H236ZM40 83V84H39ZM164 83V84H163ZM160 84H162V85H160ZM198 85V87L196 88V87H194V86H197ZM211 84V85H210ZM121 85V86H120ZM159 85V86H158ZM201 85H202V87H201ZM204 85L206 86V87H204ZM213 85V86H212ZM223 85V86H222ZM161 86V87H160ZM162 86H164L165 88H163L162 89ZM193 87V89H192V87ZM201 88H200V87ZM212 86V87H211ZM225 86V87H224ZM35 87V88H34ZM54 87V88H53ZM119 87V88H118ZM123 87V89H122V92H123V94H121L122 92H121V88ZM128 87V88H127ZM130 87V88H129ZM157 87H159V89L157 88ZM209 87H211V88H209ZM113 88V89H112ZM202 88H204V89H202ZM213 88V89H212ZM49 89V90H48ZM115 89H118V91L117 90H115ZM119 89H120V91H119ZM130 89V90H129ZM195 89V90H194ZM207 90V92H206V90ZM32 90V91H31ZM35 90H37V93L36 94H34L36 91ZM111 90H113V92L116 94V92H118V95H116V96H119L118 98H115V94L113 93H111L112 95L111 96H113V97H111L110 96V92H112ZM164 90H165V92H164ZM194 90V91H193ZM211 90V91H210ZM50 92V94H49V92ZM161 91V92H160ZM24 92H25V95H24ZM32 92V93H31ZM39 92V93H38ZM119 92H120V94H119ZM130 92H134V94L132 95ZM153 94H152V93ZM156 92H158V94L156 93ZM163 92H164V94H163ZM19 93V94H18ZM27 93H29L30 95H33L34 94V96L36 97V100H35V102H36V104L35 105H32V107H31V105H30V107L28 106L29 104V99L27 100V98L25 97V99L27 100H25L24 99V96H28L27 95ZM126 95H125V94ZM143 93V94H142ZM144 93H145V95H144ZM151 93V94H150ZM185 93V94H184ZM213 93V92H212ZM211 93V94H212ZM21 94H23V95H21ZM136 94V95H135ZM146 94H150L149 96L148 95H146ZM154 94H155V96H154ZM166 94V95H165ZM182 94H184L183 96H180V95H182ZM189 94V95H188ZM132 95V96H131ZM151 95H153V96H151ZM162 95V96H161ZM20 96H22V97H20ZM138 97V99H137V97ZM141 96V97H140ZM146 96H148V98L146 99V98H144V97H146ZM150 96L152 97V99L150 98ZM157 96V97H156ZM166 96V97H165ZM167 96H169L168 98H167ZM187 96V97H186ZM2 97V98H1ZM21 99H19V98ZM122 97H123V99H122ZM133 97V98H132ZM134 97H136V98H134ZM158 98V100L157 101H154V98ZM159 97H161L160 99H159ZM165 97V98H164ZM180 97V98H179ZM186 97V98H185ZM188 97H189V99H188ZM15 100H14V99ZM68 98H70V100L68 101ZM110 98V99H109ZM156 98H155V100H156ZM171 98L173 99V100H171ZM176 98V99H175ZM19 99V100H18ZM40 99V100H39ZM91 99V100H90ZM135 99H137V100H135ZM142 99V100H141ZM144 99H146V100H144ZM153 101H151V100ZM163 99V100H162ZM166 99H169V100H171V101H169V100H166ZM182 99V100H181ZM68 102H67V101ZM89 100V101H88ZM101 100V101H100ZM106 100H113V103H111V101L110 102H106ZM117 100H119V101H117ZM125 100H126V102H125ZM133 100V101H132ZM136 101V103H138V104H136V105H134L135 104V101ZM150 100V101H149ZM227 101H219V103L217 104V108L214 110L215 112V114H217L218 112H216V111H219V113H218V115L220 114H222V113H224V112H227V110L229 111V112H234V111H236V109L238 110V111H236V115H238V116H242V115H245L246 114V112L245 111H243V109H241V108H234L233 107V109H232V104H233V102L231 101H229L228 99H226ZM1 101H3V103L1 102ZM11 101V102H10ZM17 101H18V103H17ZM20 101V102H19ZM21 101H23V103L21 102ZM64 102V106H66L67 107V105H68V103H69V106L66 108L67 110L68 109H70V111L72 110L71 109V107L70 106H74V107H72V108H74L73 110H72V112L70 113L69 111L67 112V110L66 109H64V107L63 106H61L62 105V103L61 102ZM94 101V102H93ZM105 101V102H104ZM150 103H149V102ZM160 103H159V102ZM164 101V102H163ZM166 101V102H165ZM186 101V102H185ZM25 102L27 103V104H25ZM67 102V103H66ZM87 102V103H86ZM93 102V103H92ZM97 102H100L99 104L97 103ZM142 102V103H141ZM174 103V105H173V103ZM179 102H182L181 104H179ZM185 102V103H184ZM188 102H190V103H188ZM3 105H2V104ZM5 103V104H4ZM7 103V104H6ZM90 103V104H89ZM92 103V104H91ZM95 103H97V104H95ZM108 103V104H107ZM148 103V104H147ZM153 103H155V104H153ZM163 103V104H162ZM166 103H168L169 105H171V106H169V105H166ZM227 103V104H226ZM232 103V104H231ZM13 104V105H12ZM20 104V105H19ZM60 104V105H59ZM84 104V105H83ZM94 104V105H93ZM133 104V105H132ZM153 104V105H152ZM159 104V105H158ZM183 104H185V105H183ZM222 104V105H221ZM22 105H24L25 106V110L23 111V109H22ZM58 105H59V107H58ZM89 105V106H88ZM92 105V106H91ZM96 105V106H95ZM98 105V106H97ZM156 105V106H155ZM198 105V106H197ZM219 105V106H218ZM11 106V107H10ZM18 106V107H17ZM56 106V107H55ZM84 106H85V108H84ZM86 106H88V110H87V108H86ZM114 106V107H113ZM136 106V108L135 109H132V108H134ZM153 106V107H152ZM155 106V107H154ZM165 106H169V107H171V108H169V111L166 109V108H164ZM184 106V107H183ZM186 106H188V107H186ZM231 106V107H230ZM34 107V108H33ZM70 107V108H69ZM81 107V108H80ZM98 107V108H97ZM139 107H140V110H139ZM161 107V108H160ZM174 107V108H173ZM175 107H178L179 109H177V110H174L175 109ZM181 107V108H180ZM190 107V108H189ZM195 107V108H194ZM17 108V109H16ZM32 108V109H31ZM61 108H62V111H61ZM106 108V109H105ZM114 108V109H113ZM164 108V109H163ZM185 108H187L188 109V111H187V109H185ZM222 108V109H221ZM12 109V110H11ZM13 109H16V110H13ZM79 109V110H78ZM84 112V110H85V112H84V114H83V112L81 111V110ZM84 109V110H83ZM130 109V110H129ZM159 109H161V110H159ZM163 109V110H162ZM183 109V110H182ZM192 109V110H191ZM226 109V110H225ZM21 110V111H20ZM35 112H34V111ZM60 110V111H59ZM76 110H77V112H76ZM97 110V111H96ZM101 110V111H100ZM116 110V111H115ZM118 110V111H117ZM132 110V111H131ZM133 110H134V112H133ZM135 110H136V112H135ZM173 110V111H172ZM185 110H186V112H185ZM198 110V111H197ZM234 110V111H233ZM242 110V111H241ZM3 111V112H2ZM6 111V112H5ZM57 111V112H56ZM59 111V112H58ZM82 113H81V112ZM86 111H87V113L88 114H86ZM91 111V112H90ZM159 111L161 112V114H163V115H159L160 113H159ZM169 113H171V114H169ZM175 111L177 112L176 114H177V116H176V114H174L175 113ZM183 111V112H182ZM221 111V112H220ZM223 111V112H222ZM18 112V113H17ZM26 112V113H25ZM57 114H56V113ZM63 112V113H62ZM65 112V113H64ZM74 112H75V114H74ZM81 114H80V113ZM103 112H104V114H103ZM112 112V113H111ZM116 112V113H115ZM163 112V113H162ZM179 112V113H178ZM185 112V113H184ZM5 113V114H4ZM8 113V114H7ZM67 113V114H66ZM78 113V114H77ZM91 113V114H90ZM92 113H93V115H92ZM106 113V114H105ZM113 115L112 117H111V114ZM166 113V114H165ZM181 113H182V115H181ZM191 113V114H190ZM194 113V116L192 115ZM238 113V114H237ZM244 113V114H243ZM59 114V115H58ZM64 114V115H63ZM66 114V115H65ZM83 114V115H82ZM85 114H86V116H85ZM115 114H116V116H115ZM179 114L181 115V117L183 116L185 119H186V121L185 120H183V119H181L182 121H184L185 122V124H184V122H182V123H179L180 121H178V120H180V116H179ZM187 114H189V115H187ZM5 115V116H4ZM7 115V116H6ZM19 115V116H18ZM22 115V116H21ZM50 115V116H49ZM58 115V116H57ZM61 115V116H60ZM73 115H75V116H73ZM78 115V116H77ZM82 115V116H81ZM102 115H103V117H102ZM106 115V116H105ZM108 115H109V117H108ZM139 115V116H138ZM168 115H169V117H171V115H172V118H168ZM186 115V116H185ZM219 115V116H220ZM39 116V117H38ZM80 116H81V118L83 119L82 121L84 122V123H82V121H81V119H78V118H80ZM89 116V117H88ZM99 116V117H98ZM156 116V117H155ZM162 116H164L165 117V120H163L164 119V117H162ZM179 116V117H178ZM188 116V117H187ZM191 116V117H190ZM197 116V117H196ZM52 117H54V118H52ZM59 117V121H58V118ZM60 117H61V119H60ZM74 117H75V119H74ZM76 117H78V118H76ZM87 117V118H86ZM93 117V119H91ZM107 117V118H106ZM168 119H167V118ZM193 117H194V120H193ZM201 117V118H200ZM203 117V118H202ZM24 119L25 121H26V123L24 122V124H23V126L26 124L27 126H30V127H28V128H31V129H28V128H26V129H28V130H24V128L26 127V126H24V128H23V126L20 124L19 125V120H21V119ZM67 118H68V120H67ZM71 118H73V120L75 121V123H74V121L71 119ZM95 118V119H94ZM99 118H100V121H99ZM110 118V119H109ZM155 118V119H154ZM163 118V119H162ZM177 118V120L175 121V119ZM179 118V119H178ZM189 120H188V119ZM200 118V120H198V119ZM10 119V120H9ZM22 119V120H23ZM41 119H44L45 120V123L43 122V120H41ZM50 119V120H49ZM51 119L52 120H54V122H55V125L57 124V126L55 127V125H54V122L53 121H51ZM85 119V120H84ZM87 119H89L88 121H87ZM101 119H102V121L104 122H102L101 121ZM106 119V120H105ZM108 119V120H107ZM113 119V120H112ZM154 119V120H153ZM171 119H173V120H171ZM192 119V120H191ZM2 120V121H1ZM16 120V121H15ZM23 120V121H24ZM46 120H48V121H46ZM65 120H67L66 122L67 123H65ZM79 120V121H78ZM94 120V123L92 122ZM105 120V121H104ZM125 120V121H124ZM155 120H156V123H155ZM169 120H171L173 123H175V122H177L178 121V123L176 124H172V122L171 121H169ZM203 120V121H202ZM205 120V121H204ZM208 120V121H207ZM216 120L218 121V124H217V122H216ZM223 120V121H222ZM9 121V122H8ZM15 121V122H14ZM23 121H21V122H23ZM87 121V122H86ZM99 121V122H98ZM115 121V122H114ZM121 121V122H120ZM162 121H163V123H162ZM168 123H167V122ZM40 122H41V124L42 125H40ZM49 122L52 124V126L53 127H51L50 125L51 124H49ZM60 122L62 123V124H60ZM70 122H71V124L73 125H71L70 124ZM79 122V123H78ZM88 122L90 123L89 125H88ZM96 122L98 123L97 124V126L98 125H100V123H101V125L100 126H98L97 128H96V126L94 125V124H96ZM111 122H113V124L110 123ZM127 123V124H125V123ZM160 122V123H159ZM207 122V123H206ZM212 122V123H211ZM220 122V123H219ZM17 123V124H16ZM74 123V124H73ZM86 123V124H85ZM92 123V124H91ZM105 123H107V126H106V124ZM124 123V124H123ZM150 123H151V125L153 126V129H152V126L150 125ZM162 123V124H161ZM15 126H18V127H15ZM28 124H30V125H28ZM82 124V125H81ZM108 124H109V126H108ZM161 126H160V125ZM167 124H169V125H167ZM181 124H182V126H181ZM188 124H189V122H188ZM6 125V126H5ZM83 125H88L87 127H85V126H83ZM92 125V126H91ZM104 125V126H103ZM128 125V126H127ZM158 125V126H157ZM162 125L164 126L165 125V127H162ZM173 125V126H172ZM175 125H176V127H175ZM181 126V128H180V126ZM187 125V126H186ZM11 126V127H10ZM40 126L42 127H45V126H47V129H46V127L44 128V129H42L43 131L44 130H48V131H45V132H43V133H45V134H43L42 132H41V130L40 129H37L38 127L40 128ZM114 126H116V127H114ZM120 126L121 127H123V126H125V128L123 127V129H125V130H128V131H124L122 128L120 129ZM130 126L132 127V130H131V128H130ZM145 126H147V127H145ZM151 126V127H150ZM172 126V127H171ZM177 126H179V128H177ZM184 126H185V128H184ZM21 127V128H20ZM42 127V128H43ZM58 130H56L55 128ZM115 129H114V128ZM141 127V128H140ZM150 127V128H149ZM160 127V128H159ZM222 127V128H223ZM8 128H12V131H9V130H7ZM68 128V129H67ZM79 128V130L80 129H82V131L80 132L79 130H77ZM83 128L84 129H86V131H87V134H86V131H84L83 130ZM91 128H93L92 129V131L94 130V134H96V135H94L93 134V132H91ZM96 130H95V129ZM106 128H108L109 130H112V132L111 131H109L108 129H107V131H105L106 130ZM110 128H112V129H110ZM119 128V129H118ZM136 128L137 129H139L140 130V132H138V134H137V132H136ZM157 128V129H156ZM162 128V129H161ZM168 128H171V130H168ZM182 128H183V130H182ZM221 128V129H222ZM224 128V130H226ZM89 129V130H88ZM101 129V130H100ZM102 129H105L104 131L105 132H103L102 131ZM155 129V130H154ZM177 129V130H176ZM14 130H16L17 132H19V133H17L16 131L15 132H13ZM29 130H33L34 131V133H35V135L34 136H31V135H33V134H31L32 132H30ZM37 130V131H36ZM38 130H40V131H38ZM74 130L76 131L77 130V132L79 133V134H81L82 135V132L84 131L85 133H83V136H81V135H77L75 132H74ZM113 130H115V131H117V132H114ZM124 132H123V131ZM133 130H135V131H133ZM146 130V131H145ZM165 130V131H164ZM167 130V131H166ZM9 131V133H7ZM26 131H28L27 133H29V134H27L26 133ZM37 133H36V132ZM95 131H98V132H95ZM109 131V132H108ZM130 131H131V133H130ZM142 131L144 132V134H143V136H141L142 135ZM149 131H151V132H149ZM156 131V132H155ZM11 132H13V133H11ZM40 132H41V134H40ZM56 132V133H55ZM71 132H74L75 133V135H74V133H72V137H71ZM101 132H102V134H103V136H101L102 134H101ZM106 132H108L109 133V135H108V133H106ZM129 132V133H128ZM132 132L134 133V132H136V135H135V133L133 134V136L134 137H136L135 139H134V137L132 136ZM168 134V133H171V134H166V133ZM11 133V134H10ZM67 133V134H66ZM68 133H70L69 135H68ZM92 133V134H91ZM104 133H106L105 134V136H104ZM111 133V134H110ZM126 133V134H125ZM152 134V135H150V134ZM154 133V134H153ZM164 133V134H163ZM185 134V135H187V136H185V135H183V134ZM259 133L262 135L263 134V137H264V131L263 130H259ZM13 134V135H12ZM37 134V135H36ZM41 135V137H43V138H41V137H39L40 135ZM51 134V135H50ZM91 136V139H89L90 137H89V135ZM97 134H98V136H97ZM159 134V135H158ZM175 134V135H174ZM178 134V135H177ZM114 135V136H113ZM121 135V136H120ZM125 135V136H124ZM140 137H139V136ZM149 135V136H148ZM165 135V136H164ZM169 135H171L172 137H169ZM184 137H183V136ZM191 135V136H190ZM6 136V137H5ZM28 136V137H27ZM30 136V137H29ZM38 136V137H37ZM44 136H45V138H44ZM48 136V137H47ZM56 136V137H55ZM57 136H58V138H57ZM66 136V137H65ZM79 136H81V138H83L82 140H81V138L79 137ZM85 136H88V137H85ZM123 136H124V138H123ZM129 136V137H128ZM133 137V138H131V137ZM158 138H157V137ZM164 136V137H163ZM166 136H167V138H166ZM5 137V139H7L8 138V140H9V142H10V140H12L11 142H10V144H8L9 142H7V140H5L6 142H7V144H6V142L5 141H3L2 140V138H4ZM46 137H47V139H46ZM72 139H71V138ZM78 137V138H77ZM85 137V138H84ZM97 137V138H96ZM107 137H111L110 139L112 140V142H111V140H109ZM140 139H139V138ZM151 137V138H150ZM176 137H178V138H180V139H178V138H176ZM183 137V138H182ZM191 139H190V138ZM29 138V139H28ZM55 138V139H54ZM67 138V139H66ZM69 138V139H68ZM98 138H99V141H98ZM105 138H107V140L105 139ZM113 138H114V140H113ZM119 138V139H118ZM148 138V139H147ZM150 138V139H149ZM168 138H171V139H168ZM33 139V140H32ZM54 139V140H53ZM57 139V143H60L61 144V146L59 145L58 146V144H56L55 145V143L53 142V141H55ZM63 139V140H62ZM64 139H66V140H68V141H66V140H64ZM94 139H96L95 141H94ZM122 139V140H121ZM126 139V140H125ZM127 139H130L131 141H132V139H133V141L131 142V141H128ZM168 139V140H167ZM178 139V140H177ZM50 140H53V141H50ZM76 140V141H75ZM80 140V142H78ZM108 140H109V142H108ZM145 140L143 141V142H145ZM174 140H173V142H174ZM62 143H61V142ZM69 141H71L70 142V144H69ZM72 141H73V144L75 145V144H77V147H76V145L74 146V145H72ZM101 141V142H100ZM102 141H104V142H102ZM125 141V142H124ZM127 141V142H126ZM135 141V142H134ZM146 141V142H147ZM159 141V142H158ZM68 144H67V143ZM83 142V143H82ZM124 142V143H123ZM129 142V144H127ZM134 145L133 147H132V144ZM3 143H4V145H3ZM49 143V144H48ZM80 143V145H78ZM89 143V144H88ZM126 143V144H125ZM113 144V145H112ZM116 145V147H114V148H117L116 150L115 149H113V146H115ZM1 145H3V147L5 148V145L7 146L6 148H8V149H4ZM9 145V146H8ZM53 145V146H52ZM82 145V146H81ZM88 145H90V146H88ZM93 145V146H92ZM103 147V149H102V147ZM141 146V147H139V146ZM37 148H36V147ZM66 146V147H65ZM78 146H80L81 147V149H79V147ZM91 146H92V148H91ZM94 146H95V148H97L96 150H95V148H94ZM129 146V147H128ZM137 146V147H136ZM143 146V147H142ZM165 146V144H163V146H162V144H161V147L159 146V148L158 149H162V151L164 152V150H167V151H173V152H177V150L179 151V149H175V148H173V150H172V147L171 146H167V147H164ZM2 147V148H1ZM13 147V148H12ZM57 147H60V148H57ZM87 147L88 148H91V151H90V149H87ZM112 147V148H111ZM124 147H125V149H124ZM131 147V148H130ZM139 147V148H138ZM163 147H164V149H163ZM34 148V149H33ZM37 150H36V149ZM66 148V149H65ZM78 148V149H77ZM93 148H94V150H93ZM120 149V151H119V149ZM128 148V149H127ZM141 148V149H140ZM167 148H169V150L167 149ZM57 149L59 150V151H57ZM68 149V150H67ZM86 149V150H85ZM112 150V152L111 151H109V150ZM123 149V150H122ZM138 149H140V150H138ZM144 149V150H143ZM157 149V151L159 152L160 150H158ZM174 149H175V151H174ZM222 149V151L224 150L223 148H221ZM221 149H219V151H221ZM20 150H22V153H24V152H28L27 154L26 153H24V154H26L27 155V157L26 158H28V162H27V159L25 160V159H23L24 157H22V156H26V155H24V154H22V155H19V151ZM33 150H35L36 151V153H38V155H36V153L34 154L32 151ZM63 152H61V151ZM77 150V151H76ZM80 150H82L81 152H80ZM199 150H200V148H199ZM226 151H227V149H225ZM3 151V152H2ZM8 151V152H7ZM10 151V152H9ZM18 151V152H17ZM24 151V152H23ZM30 151V152H29ZM66 151V152H65ZM71 151H72V154H70L71 153ZM76 151V152H75ZM79 151V152H78ZM85 152V154H84V152ZM88 151V153L90 152H92V151H94V154H93V152L91 153V157H92V161L94 160V162L95 163H93V162H91V160L89 159V157H90V154H89V157H88V161H85L86 159H87V156H88V153H87V156H86V152ZM106 151V152H105ZM107 151H108V153H107ZM116 151V153H114ZM126 151H128V152H126ZM221 151V152H222ZM226 151H224V152H226ZM228 151H230V150H228ZM233 152L234 151H238L237 149H234V150H232ZM16 152H17V155H16ZM21 152V151H20ZM54 154H53V153ZM69 152V153H68ZM77 152H78V154H80V153H82V154H80L81 155V157H84V156H86V159H83V158H81L78 154H77ZM97 152H100V153H97ZM117 152H118V154H117ZM122 152V153H121ZM145 152V153H144ZM150 152V151H149ZM223 152V153H224ZM8 153V154H7ZM29 153H33V155H35V156H37V158L36 157H32V158H30V155H32V154H29ZM59 153V154H58ZM64 153H68V154H66L65 156H64ZM76 153V154H75ZM96 153V154H95ZM125 153V154H124ZM178 153H181V152H178ZM15 154V155H14ZM21 154V153H20ZM53 154V155H52ZM73 155V156H77L78 158H76V162L78 161V160H80V161H85L84 162V164H83V162H80V161H78L77 163L75 162V161H73L74 159H75V157H68V155ZM75 154V155H74ZM101 154V156L103 157V155H104V159H102L101 158V156L99 157L98 155H100ZM121 154V155H120ZM136 154V155H137ZM8 155V156H7ZM50 155V156H49ZM96 155V156H95ZM105 155H108V156H105ZM3 156V157H2ZM14 156V157H13ZM18 156H20V158L18 157ZM96 157V159H95V157ZM97 156H98V158H97ZM115 156V157H116ZM17 157V159L19 158V163L17 162L16 163V158ZM22 157V158H21ZM38 157H39V159H38ZM40 157H43L42 158V160H41V158ZM4 158V159H3ZM73 158V163L70 161H68V160H70V159H72ZM94 158V159H93ZM20 159L22 160L23 159V161L21 162L20 161ZM58 160V162L56 163L55 161L56 160ZM78 159V160H77ZM99 159V160H98ZM106 159V160H107ZM7 162H6V161ZM11 160V161H10ZM14 160V161H13ZM24 160L26 161V162H24ZM36 160H38V161H40V164H41V162H43L42 164H44L45 162H46V160H47V162L43 165L46 169H44V167L42 166V164L40 165L39 164V162H37ZM68 161V164H70V166L67 164V162L66 161ZM102 160V161H101ZM3 161V162H2ZM5 161V162H4ZM13 162V163H12ZM24 162V165L23 164H21V163H23ZM35 162H36V166H39V167H36L35 166ZM54 162V163H53ZM59 162H61L62 164H63V167L61 168V166H62V164L61 165H59L58 166V163ZM66 162V163H65ZM90 162V163H89ZM16 164V166H15V164ZM34 163V164H33ZM37 163H38V165H37ZM71 163H72V165H71ZM75 163V164H74ZM82 163V164H81ZM86 163H89L88 165L86 164ZM60 164V163H59ZM91 164V165H90ZM101 164V165H100ZM3 165H4V167H3ZM9 165H10V167H9ZM19 165H21V166H19ZM32 165V166H31ZM85 166V168H83L84 166ZM87 165V166H86ZM89 165H90V167H89ZM18 166L19 167H21V168H18ZM23 166V167H22ZM29 166V167H28ZM42 166V167H41ZM50 166H52L51 168H53V170L52 169H50ZM64 166H65V168H64ZM76 166H77V168H76ZM16 167V168H15ZM25 167V169H23ZM36 169H35V168ZM41 167V168H40ZM79 167H80V169H83V170H80L79 169ZM1 168H3V169H1ZM6 168L8 169L7 171H6ZM61 171V169H62V172H64L66 169V172H65V176L67 175V178L69 179V182L71 183L70 185H69V182L68 183H64V182H67L68 181V179H67V181H66V179L64 178V176H63V174L61 175L60 173H62V172H60L58 169ZM61 168V169H60ZM95 168H91V169H95ZM5 169V170H4ZM13 169V170H12ZM34 169L35 170H37L38 169V171H36V174H33V173H35L34 172ZM43 169V170H42ZM63 169H64V171H63ZM76 169V170H75ZM90 169V170H91ZM97 170L95 171V172H97L98 171V168H96ZM12 171V173H11V171ZM16 170V171H15ZM23 170H24V173H23ZM32 170V171H31ZM45 170V171H44ZM44 171V172H43ZM78 171H80L79 172V174H80V177H79V179H81L80 181H79V179H78V176H79V174H78ZM84 172V174H83V172ZM13 172L15 173V174H13ZM40 172V174H38V173ZM54 172H55V174H56V176H52V175H55L54 174ZM57 172H60V173H57ZM69 172V173H68ZM76 172H77V174H76ZM91 173V174H89V175H91V176H89V175H87L88 173ZM94 172V173H95ZM22 173V174H21ZM14 176H13V175ZM44 174V175H43ZM60 175V176H58V175ZM22 175H23V177H22ZM28 175V176H27ZM33 175H35V176H33ZM40 175V176H39ZM42 175V176H41ZM83 177H82V176ZM97 175H99V174H97ZM25 176H26V179H25ZM72 176H75V177H73L72 178ZM85 176V177H84ZM87 176V177H86ZM19 177H21L20 179H19ZM38 177L39 178H41L40 180H38ZM53 177V178H52ZM55 177V178H54ZM64 178V180L63 181H61V180H58V179H56V178ZM91 179H90V178ZM23 178V179H22ZM31 178H33V179H31ZM59 178V179H60ZM75 178V179H74ZM84 178H88L87 179V181H86V179H85V182H84ZM18 179V180H17ZM95 180V181H93V180ZM74 182H73V181ZM39 181V182H38ZM50 181H52V182H50ZM54 181V182H53ZM58 183H57V182ZM61 181V182H60ZM98 181V183L96 184L95 182H97ZM20 184H19V183ZM32 182V183H31ZM77 182H78V184H77ZM87 182V183H86ZM89 182L91 183V184H89ZM36 183V184H35ZM41 185L42 184V186H40L39 184ZM50 183L52 184V187L50 186ZM63 183L64 185H61V184ZM86 183V184H85ZM101 183V184H100ZM18 184H19V186H18ZM27 184V187H29V188H31L30 190H33L34 189V191L33 192H30V190H28L29 188H26L24 185H26ZM74 184V186H72ZM15 185L18 187H15ZM39 185V186H38ZM54 185V186H53ZM55 185L57 186V189H56V187H55ZM67 185V186H66ZM77 185V186H76ZM80 185H81V187H80ZM91 185V186H90ZM58 186H60V189H59V187ZM64 186V188L66 189V192L65 191H63L64 190V188H62ZM69 186V187H68ZM97 188H95V187ZM102 186V187H101ZM34 187V188H33ZM50 187V188H49ZM71 187H73V188H71ZM76 187H79V188H76ZM90 187V188H89ZM93 187V188H92ZM106 187V188H105ZM48 190H50L49 192L47 191V189ZM52 188H54L53 189V191H59V190H61L60 191V193H59V195H61L62 197H60V196H58V198L60 197L61 199H58V198H56L57 197V195L58 194H56L55 192H52ZM98 188H99V191H97L98 190ZM104 188L106 189V190H109V189H107V186H105L104 185ZM14 189V190H13ZM23 189V190H22ZM63 189V190H62ZM72 189V190H71ZM76 189H78L79 191H78V193L80 192L81 194H79L78 196H76L78 193L76 192L77 190ZM82 191H81V190ZM84 189V190H83ZM95 189V190H94ZM15 190L17 191V192H15ZM21 190V191H20ZM41 190H44L45 191V193H50V192H52V193H54V194H52L51 195V193L49 194V196H50V198L51 199H49V202H47L48 201V198H49V196L47 197L46 196V194L44 193L43 194V196L45 197V198H39L40 197V195H41V193H43V191H41ZM70 190V195H71V197L73 196V197H75V198H79V199H76V200H78V205H77V202H76V205L77 206H82V207H78V209H79V213H78V210H77V212L75 211V208H77V207H75L74 208V205H69V202H70V204H73V202H74V204H75V199H73V197H72V199L71 198H69V200H67L66 198H64L63 199V196L65 195H68V191ZM91 190V191H90ZM20 191V192H19ZM25 191H28L29 193H27V192H25ZM39 191V192H38ZM73 191H75L74 193H72ZM19 192V194H17V196H15L16 195V193H18ZM25 192V193H24ZM63 192H64V195H63ZM83 192V193H82ZM85 192H87L86 193V196H85ZM90 194H89V193ZM100 192V193H99ZM22 193H24V194H21ZM34 193H35V195H34ZM48 193H47V195H48ZM62 193V194H61ZM91 193H93V194H91ZM28 194H30L29 196L31 197H29L28 198V196H26V195H28ZM40 194V195H39ZM56 194V195H55ZM76 194V195H75ZM101 194V195H100ZM33 197H32V196ZM95 195H97V196H95ZM25 196V197H24ZM55 196V197H54ZM64 196V197H65ZM69 196V195H68ZM101 196V197H100ZM103 196V197H102ZM104 196H106V199H105V197ZM17 197V198H16ZM21 198V199H23V201L22 202H20V199L18 200L19 202H17V200H14L15 201V203H13V199H18V198ZM47 197V198H46ZM70 197V196H69ZM88 197H89V200H88ZM92 197V198H91ZM107 197H109V198H107ZM111 197V198H110ZM24 198H26L25 200H24ZM34 198V200H32ZM35 198H36V200H35ZM56 199V201L54 200V199ZM83 199V201H80V200H82ZM99 198V199H98ZM104 198V199H103ZM44 199V200H43ZM47 199V200H46ZM58 199V200H57ZM63 199V200H62ZM65 199H66V201H65ZM85 199V200H84ZM87 199V200H86ZM92 199V200H91ZM103 199V200H102ZM12 202H11V201ZM40 200H41V203L42 204H44L45 206V209L46 208H48V209H46L47 211L48 210H50L49 208L50 207H48V206H50V204H51V206L52 205H54V207L53 208H57V211H55L56 213V215H54L55 216V218H52L53 216L52 215H50V213H53L54 214V212H45V214H44V216H45V220H47V221H44L43 222V217H41L42 219L40 220V222H38L39 221V219L40 218H35V216H36V214L38 213V215L37 216H39L40 214H42V216H43V211H45V209L43 208V210H42V207H40L38 204H40ZM53 200L54 202H52L51 203V201ZM60 200V201H59ZM71 200V201H70ZM73 200V201H72ZM96 200V201H95ZM97 200H101V201H103L102 203H101V201H98V202H100V203H98L97 202ZM110 200H112V201H110ZM33 202V201H35V203L37 204V205H34V206H39V208H41L39 211L41 212L42 211V213H40L39 214V211L36 213V212H34V211H37L38 209L36 208V207H34V210H32V208H30V206L28 205L30 202ZM43 201V202H42ZM45 201V202H44ZM62 201H65L64 203H65V205H63L64 203L62 202ZM92 201V202H91ZM110 202V204L109 203H106V202ZM156 201V202H155ZM12 203V205H11V203ZM29 202V203H28ZM60 202V203H59ZM82 202H84L83 204L85 205V207H83L84 205L83 204H81ZM87 202V203H86ZM98 203V204H96L95 205V207L97 208H99V209H96L95 207H94V203ZM17 203V204H16ZM25 203H27V205L25 204ZM49 203V205L47 206L46 204H48ZM91 205V203H93L91 206L89 205V204ZM103 203H104V206H103ZM154 203V204H153ZM158 203L160 204V205H158ZM8 204V205H7ZM9 204H10V206H9ZM16 206H15V205ZM80 204V205H79ZM86 204H88V205H86ZM106 204V205H105ZM109 205V207H111V208H109V207H107L108 205ZM155 204H157V205H155ZM13 205H14V207H13ZM23 205L24 206H26L25 208H24V210L23 209H20V207L21 208H23ZM31 205V204H30ZM41 205V204H40ZM69 205V206H68ZM75 205V206H76ZM99 205V206H98ZM112 205V206H111ZM114 205H115V208H114ZM152 205L153 206H151V210L153 211V207H155V209L157 210H155L156 212H158L159 210V212L161 213H163L164 215H165V217H166V214H167V216L169 215V217H167V219L166 218H164V215L162 214V216L160 215V213H158L159 215H160V219H161V221L163 222V219H166V220H164V222L163 223H167V224H169V225H167V226H169V228H171V225H173V222H172V219L171 218H173L172 217V211H169V207H167V206H169L168 204H163V201H159V200H154L153 202H152ZM165 206V208L167 209V211L168 212H166V214H165V210H164V207L163 208H161V207H159V206ZM32 206V205H31ZM42 206V205H41ZM66 206H68V207H66ZM87 206V207H86ZM124 206V207H123ZM123 206H122V209H124L125 210V212H124V210H123V213H125V216H124V218L126 219V221H128L131 225H132V231H134V230H136L137 228L135 227V222L134 221H138V218H140L139 217V215L138 214H134V213H130L131 211L130 210H127L128 209V207L126 206L125 207V204H123ZM27 207H29V208H27ZM91 207V208H90ZM101 207H102V209L105 207V209H107L106 210V213H105V210L103 209H101ZM5 208V209H4ZM6 208H8V209H6ZM10 208V209H9ZM36 208V209H35ZM74 208V209H73ZM88 208V209H87ZM90 208V209H89ZM95 208V209H94ZM113 208V209H112ZM126 208V209H125ZM160 208V209H159ZM86 209H87V211H89L90 212V214H89V212L87 213V211H86ZM110 209V210H109ZM163 209V210H162ZM6 210H9V211H6ZM20 212V210H21V212L22 211H24L25 212V214H27V212H28V214L27 215H31V213H35V216H33L34 215V213L29 217V216H27V217H29V219L27 220V217H26V220H25V218L24 219H22L23 217H24V215H22V213H19L18 211ZM31 210V211H30ZM61 210V211H60ZM96 210V211H95ZM99 210H101V212H99ZM109 210V211H108ZM114 210H116V211H114ZM5 211L7 212V215H6V213H5ZM33 211V212H32ZM52 211H54V210H52ZM102 211H103V213H102ZM164 211V212H163ZM31 212V213H30ZM59 212H62V213H59ZM75 212H76V214H75ZM91 212H92V217L94 218V220H95V218L97 217V216H99L101 213V215L103 216V218H105L106 220H105V223H107V224H104V222L102 221V220H104L101 216H100V218L98 217V219H100V221H101V223H100V221L96 218V220H98L99 222L98 223H100V224H98V223H96L95 221V224L93 225V219H91V224H92V230L90 229V227L89 226H87L88 224H83L84 226H82L81 225V223H86V220L85 219H87L88 221H90V219H88V217L87 216H89L90 215V217H91ZM97 212H99V213H97ZM113 212L115 213V214H113ZM156 212H153L154 214L156 213ZM10 213V214H9ZM14 213V217L15 218H13L11 215ZM19 215H18V214ZM49 214L50 216L47 218V216H46V214ZM59 213V214H58ZM78 213V214H77ZM81 213V214H80ZM83 213V214H82ZM113 214V217H112V215H110V216H108L109 214ZM128 213H130V215L128 214ZM9 214V215H8ZM75 216V217H73V215ZM80 214V215H79ZM87 214V215H86ZM97 214V216L95 217V215ZM105 215V217H104V215ZM107 214V215H106ZM157 214V213H156ZM155 214V215H156ZM157 214V217L159 216ZM79 215V216H78ZM82 215V218L80 217ZM84 215V216H83ZM86 215V216H85ZM114 215H115V217H114ZM128 215V216H127ZM137 215V216H136ZM19 216V217H18ZM52 216V217H51ZM60 218H59V217ZM65 216V217H64ZM76 216H77V218H76ZM109 218H108V217ZM9 217V218H8ZM18 217V218H17ZM33 219H32V218ZM40 217V216H39ZM51 217V218H50ZM56 217H57V219H56ZM62 217V218H61ZM69 217V218H68ZM70 217H72V218H70ZM81 218V220H82V222L81 221H79L80 220V218ZM89 217V218H90ZM91 217V218H92ZM85 218V219H84ZM102 218V219H101ZM115 218H116V220H115ZM136 218H137V220H136ZM159 218V217H158ZM163 218V219H162ZM30 219H31V221H30ZM51 221H50V220ZM67 219V220H66ZM75 219V220H74ZM76 219H77V221H76ZM79 219V220H78ZM111 219V221H109ZM169 219H171V220H169ZM25 222H24V221ZM57 222V223H59L60 224V226L59 227H62L63 226V228H62V230L59 228V230H61V232L60 233H58L57 234V232H59V230L58 231H54V230H56V229H54V227H57L58 225H57V223L55 222V221ZM83 220H85V221H83ZM114 220H115V222L116 223H114ZM20 221V222H19ZM29 221V222H28ZM48 221H49V223L51 224H49L48 223ZM59 221V222H58ZM169 221H171V222H169ZM26 222H27V224H26ZM54 222V223H53ZM63 222H65V223H63ZM75 222H77L76 224H75ZM81 222V223H80ZM102 222H103V224H104V227L102 228V226H103V224H102ZM108 222H110V223H112V224H110V223H108ZM169 222V223H168ZM41 223H43V224H41ZM48 223V224H47ZM64 225H63V224ZM78 223H79V226H78ZM89 223V222H88ZM113 223H114V225H116V226H114L113 225ZM172 223V224H171ZM26 224V225H25ZM41 224V225H40ZM47 224V225H46ZM69 224V225H68ZM75 226H74V225ZM96 224H98L101 228H98L97 226V228H95V230L97 229V230H102V232L101 231H95L94 230V227H95V225ZM118 224V225H117ZM57 225V226H56ZM66 225V226H65ZM76 225L78 226V229H79V227L80 226H82V228L83 227H85V228H83V230H82V228L80 227V229H79V231L80 230H82L83 231V233L84 234H86V235H84L83 233H81L82 231H80V233H79V231L78 230H76V231H74L75 230V228H77L76 227ZM90 225V224H89ZM112 225V226H111ZM29 226V227H28ZM32 226V227H31ZM37 226V227H36ZM69 228H68V227ZM110 226V227H109ZM113 226H114V230L112 229L113 228ZM26 227V228H25ZM71 227V228H70ZM89 227V228H88ZM33 228V229H32ZM58 228V227H57ZM86 228H88V230L86 229ZM105 228H107L106 230H105ZM111 228V229H110ZM65 229L68 231L69 230V232H68V235H67V232L65 231ZM70 229L72 230L71 231V233H70ZM74 229V230H73ZM87 231H86V230ZM89 229L91 230V231H89ZM104 229V230H103ZM110 230V232H109V230ZM117 229V230H116ZM85 231H86V233H85ZM89 231V232H88ZM52 232L54 233L53 235H58V236H53L52 235ZM56 232V233H55ZM66 232V233H65ZM75 232L77 233V236L75 235ZM92 232H94V233H92ZM101 232V233H100ZM107 232V233H106ZM109 232V233H108ZM44 233V234H43ZM69 233L71 234L70 236H69ZM88 233V234H87ZM90 233H92V234H90ZM98 233V235H96V234ZM103 233V234H102ZM67 235V237H66V235ZM81 236H80V235ZM101 234V235H100ZM13 235V236H12ZM27 235V236H26ZM33 235V236H32ZM91 235H92V237H91ZM96 235V236H95ZM49 236H50V238H49ZM54 237V240H53V238L52 237ZM69 236V237H68ZM79 236V238H78V240H77V237ZM86 236V237H85ZM99 237L98 239H96L95 237ZM5 237V238H4ZM12 237V238H11ZM48 237V238H47ZM59 237V238H58ZM91 237V238H90ZM96 239H94V238ZM9 238V239H8ZM56 238V239H55ZM75 238V239H74ZM87 238V239H86ZM89 238H90V240L91 239H93V240H95V241H91V243H89ZM8 239V241H6ZM20 239V240H19ZM83 239V240H82ZM84 239H86L85 241H84ZM104 239V240H103ZM14 240H15V242H14ZM23 240V241H22ZM59 240V241H58ZM63 242H62V241ZM65 240H67V241H65ZM104 242H103V241ZM12 241V242H11ZM55 241H57V242H55ZM77 241V242H76ZM81 241H84L83 243V246H85V248L83 249V246H82V242ZM7 242V243H6ZM14 242V243H13ZM20 242V243H19ZM35 242H37V243H35ZM39 242V243H38ZM41 242V243H40ZM96 242V243H95ZM102 242V243H101ZM22 243V244H21ZM57 243V244H56ZM60 243H63V244H65V246L63 245H61L60 246ZM70 243V244H69ZM75 243H76V245L77 246H75ZM93 243V244H92ZM99 243V244H98ZM7 244V245H6ZM82 246V248H81V246ZM89 244H91V246L89 245ZM94 244H95V246H94ZM27 245V246H26ZM39 245V246H38ZM59 247H58V246ZM42 246V247H41ZM54 246V247H53ZM8 247V248H7ZM17 247V248H16ZM27 247V248H26ZM38 247H40V248H38ZM52 249H51V248ZM64 247H67V249L66 248H64ZM77 247V248H76ZM88 248V250H87V248ZM29 248V249H28ZM64 250V249H66V250H68V252H70V254L68 253V252H66V250H65V252L62 250V249ZM83 249L84 251H85V253H84V256H83V258L81 259V260H79V258L77 257L78 255V251H79V249ZM32 249V250H31ZM37 249V250H36ZM46 249V250H45ZM35 250V251H34ZM44 250V251H43ZM59 250V251H58ZM61 250V251H60ZM32 251V252H31ZM37 251V252H36ZM43 251V252H42ZM76 251V252H75ZM23 252V253H22ZM39 252H41V258H42V256L43 255H45L44 256V258L46 257V258H48L47 260L46 259H44V260H46V261H44V262H42L43 261V259L41 260V258L37 255V254H39L40 255V253ZM46 252V253H45ZM62 252V254L63 253H66V254H64V255H62V254H60ZM88 252V253H87ZM36 254V255H35ZM54 254H56V255H54ZM60 254V255H59ZM34 255V256H33ZM49 255V256H48ZM38 256V257H37ZM54 256V257H53ZM60 256V257H59ZM61 256H62V258H61ZM68 256V257H67ZM38 259H40L39 261H41L40 263L39 262H37V260H36V258ZM57 257H58V259H57ZM64 257V258H63ZM66 257V258H65ZM87 257H89L88 259H86ZM100 257V258H99ZM33 258V259H32ZM61 258V259H60ZM68 258V259H67ZM77 258V259H76ZM93 258V259H92ZM97 258H99L98 260H97ZM67 260L68 261V263H67V261H65V260ZM23 260V261H22ZM51 260V261H50ZM76 260V261H75ZM97 260V261H96ZM61 261V262H60ZM78 261V262H77ZM81 261V262H80ZM100 262V263H99Z\"/></svg>", "mask_w": 264, "mask_h": 264}]
</instances>
